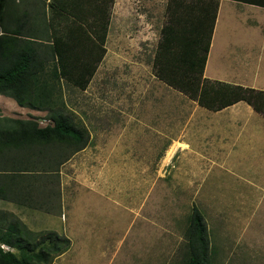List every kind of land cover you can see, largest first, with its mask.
<instances>
[{
    "label": "rangeland",
    "instance_id": "1",
    "mask_svg": "<svg viewBox=\"0 0 264 264\" xmlns=\"http://www.w3.org/2000/svg\"><path fill=\"white\" fill-rule=\"evenodd\" d=\"M50 3L61 11L48 9L45 24L49 21L51 26L45 33L52 34L49 41L54 37L59 40L66 73L57 74L56 63H47L35 81V103L43 96L47 105L62 110L85 131L87 144L76 153L65 143L51 146L49 142L44 147L32 145V150L13 155L14 160L3 155L0 175L12 185L9 198L17 201L54 200L64 187L82 202L89 230L83 229V234L73 230L68 236V249L54 254L51 260H59L69 250L56 264H182L187 251L186 233L196 210L206 227L209 264H264V187L251 186L250 172L199 170L192 160V135L188 133L192 111L200 105L159 79L154 68L162 27L164 36L165 28L177 30L180 26L174 16L187 23L196 19L195 1ZM181 4L186 10L179 8ZM4 15L0 47L13 52L19 43L6 42L5 38L15 34L11 16L20 15V11L10 7ZM76 21L87 23L91 41L81 36ZM81 32L85 37L89 34L86 28ZM230 33L239 35L240 45L248 44L239 27H232ZM34 40L50 46L46 39ZM205 41L203 37L202 44ZM173 44L177 45L176 41ZM235 49L232 43L230 51ZM174 54L163 53V70L173 69V76L181 80L185 72H190L174 62ZM166 61L172 66H166ZM216 83L210 80L207 84L214 87ZM213 94L210 91L208 100L219 103ZM257 101L264 105V92ZM50 115V111L20 107L13 98L0 95V133L14 121H34L44 127L51 124ZM71 157V164L64 163ZM255 166L252 163L250 168ZM87 201L96 202L94 224ZM7 217L0 211L2 239L10 227L20 223ZM46 234L28 238L30 244ZM81 242L85 248L74 251ZM7 252L22 258L21 253L0 241L1 264L7 263L3 256Z\"/></svg>",
    "mask_w": 264,
    "mask_h": 264
},
{
    "label": "crops",
    "instance_id": "2",
    "mask_svg": "<svg viewBox=\"0 0 264 264\" xmlns=\"http://www.w3.org/2000/svg\"><path fill=\"white\" fill-rule=\"evenodd\" d=\"M1 2L3 0H0ZM5 2L6 5L0 8V36L4 35L1 28L5 17L3 13L13 7L20 11V15L11 16V25L15 28L14 33L17 36H27L30 40L36 39L38 42L46 39L44 41L50 45L54 41L60 43L55 37L49 41L48 37L52 34L49 32L47 36L45 33L46 28L51 26L49 21L45 24L48 9L61 11L58 5H52L50 0H5ZM76 22L79 23L76 27L81 36L91 41L92 35L86 27L87 23ZM232 27H239L243 33L245 32L244 40H248V44L240 45L237 39L239 35L234 36L230 33ZM84 28L89 32L87 37L81 32ZM39 35L42 37L39 38ZM232 43L236 45L235 51H230ZM203 78L230 87L264 92V7L233 0H218ZM188 134L192 135L190 147L192 160L199 170L211 172L238 169L242 173L250 172L249 181L253 180L251 186L264 187V118L246 102L239 101L217 111L196 105L192 111L191 129ZM71 159L72 157L64 163L71 164ZM252 163L256 165L253 169L250 168ZM200 164L206 167H201ZM94 188L95 185L93 190ZM81 204V201L73 198L71 189L66 190L63 187L61 196L50 201L35 203L0 199V211L7 213L9 219H16L21 223L23 227L18 226L22 234L30 233L34 236L54 232L68 239L73 230L78 229L76 233L83 234V229L90 228L86 221L89 217L83 207L81 208ZM87 204L93 212V217L90 218L92 224L96 220L97 206L95 201L91 203L87 201ZM72 215L75 216L74 222ZM73 224H76L75 228ZM83 244L81 242L75 245L74 251L85 248ZM72 247L73 244L70 248ZM88 247L91 248L92 244ZM88 247L85 251L89 249ZM68 251L63 253L59 260H63ZM59 260L55 258L51 264H56Z\"/></svg>",
    "mask_w": 264,
    "mask_h": 264
},
{
    "label": "trees",
    "instance_id": "3",
    "mask_svg": "<svg viewBox=\"0 0 264 264\" xmlns=\"http://www.w3.org/2000/svg\"><path fill=\"white\" fill-rule=\"evenodd\" d=\"M194 1V7H198L196 19L187 23L185 19L181 20L180 17L174 16V19H176L180 26L177 30H174L172 27L165 28L164 36L162 27L161 40L157 45V52H155L154 57L156 75L166 84L183 92L190 99L196 100L200 106L208 110L217 111L236 102L244 101L254 111L264 116V105L257 101V98L263 92L224 86L219 83L211 87L207 84L209 81L207 82L203 78V68L209 49L218 2L216 0ZM233 1L264 7V0ZM5 4V0H3L0 3V8ZM180 6L179 8L182 10H186L182 4ZM12 36H7L5 39H7L6 42L8 40L18 42L19 45L16 50L11 52L6 48L0 47V95H7L13 98L20 107L36 111H50L51 115L48 120L51 124L40 127L34 121L12 122L14 123L12 127L7 126L0 133V158L6 155L10 160H14L13 155L17 156L20 153L32 150V145L44 147L48 146L49 142H52L51 146H57L58 142L65 143L72 149V153L84 149L88 140L85 131L79 128L69 116L64 115L62 110L47 105V102L43 100V96L37 104L34 99L36 78L43 72L47 63H56L57 74L64 75L66 73L60 44L54 41L50 46H42L40 43L30 40V37L17 36L16 34ZM2 37H0V40ZM203 37L206 39L204 44H202ZM175 41L177 45L173 44ZM180 43L181 45L178 46ZM4 50H7L8 53H4ZM164 52L167 54L176 53L174 54V62L184 66L185 70L189 69L187 71L190 73L185 72L182 79L178 80L173 76V69L171 71L168 70L169 68L163 70ZM170 65L172 66V62L166 61V66ZM167 71L169 72L167 73ZM210 91L214 93L212 95L213 98H219V103L218 101H214V99L208 100L207 95ZM27 144L28 146H25ZM15 165H17V161L14 163ZM9 190H13L12 185H7L0 175V199H11L8 196ZM18 225L20 226V223H16V227L13 229H8L5 232V238L2 239L1 237L0 241L2 245L21 253L22 258L19 259L9 252L4 253L3 256L7 259L6 264H33L34 262L37 264H47L52 261L51 259L54 254H61L69 247L68 239L58 237L55 233L51 232L43 236L44 238L30 244L29 239L31 240L33 236L30 233L21 236ZM21 227L23 226L21 225ZM186 235L188 239L187 251L186 258L182 264H209L206 227L200 213L196 210L191 215L190 226Z\"/></svg>",
    "mask_w": 264,
    "mask_h": 264
}]
</instances>
